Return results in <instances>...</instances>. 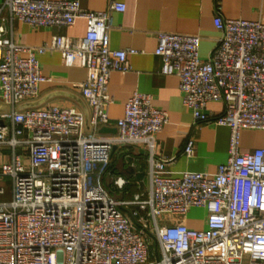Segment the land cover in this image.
Returning a JSON list of instances; mask_svg holds the SVG:
<instances>
[{
  "label": "built area",
  "instance_id": "obj_1",
  "mask_svg": "<svg viewBox=\"0 0 264 264\" xmlns=\"http://www.w3.org/2000/svg\"><path fill=\"white\" fill-rule=\"evenodd\" d=\"M124 8L116 0L104 10L83 9L77 0L0 3V180L10 177L8 198L0 185V264H264V148L240 151L242 130H264V23L222 18L217 3L213 24L221 35L206 57L198 53L197 35L156 34L160 73L178 78L193 123L229 129L227 158L213 173L171 176L170 158L155 152L168 116L150 94L133 92L116 132H97L110 125V75L128 71V56L136 53L109 45L111 13ZM4 10L31 28L70 27L81 18L85 33L17 43L4 35ZM53 50L66 66L86 70L73 86L89 107L87 122L74 108L24 105L49 80L37 54ZM211 101L222 103L221 114L206 112ZM117 145L146 150V194L125 197L130 180L122 175L109 184L122 192L120 199L104 187ZM182 151L193 155L192 138ZM191 208L204 209L205 228L185 224Z\"/></svg>",
  "mask_w": 264,
  "mask_h": 264
},
{
  "label": "crops",
  "instance_id": "obj_2",
  "mask_svg": "<svg viewBox=\"0 0 264 264\" xmlns=\"http://www.w3.org/2000/svg\"><path fill=\"white\" fill-rule=\"evenodd\" d=\"M77 1L79 6L86 10H104L109 3V0ZM116 1L122 2L125 8L123 11L111 13L110 48H132L136 53L128 56L130 64L128 71L112 72L110 75L107 85L108 94L111 96L108 128H115L114 123L122 116L124 104L133 92L150 94L153 105L166 111L168 116L167 123L155 138L156 154L170 158L165 165L166 173L171 176H178L184 171L213 173L227 158L229 129L213 122L193 123L191 112L182 103L178 78L175 75L160 73L161 58L154 54L156 34L172 32L197 35L200 37L198 53L200 57H206L221 35L213 24L217 3L220 5L219 12L222 18H241L264 23V0ZM1 14L4 18V35L21 44L40 45L49 42L55 34L82 37L85 33V21L81 18L70 27L31 28L16 19L10 20L5 10ZM37 59L42 75L49 80L40 83L37 96L24 105L74 108L87 122L89 107L79 89L73 86L74 83L85 79V68L66 66L61 52L57 50L37 54ZM0 109H4L1 104ZM222 111L221 102L211 101L206 104L207 113L216 116ZM84 130L88 133L91 128L86 124ZM97 132L99 135L106 134L101 133L100 129ZM188 138L194 140V152L191 157L185 156L182 151ZM254 148H264V130H242L240 151L245 152ZM121 159L123 165L133 169L127 177L115 168L116 161ZM108 173L110 179L122 175L130 180L125 197L128 198L136 192L146 194L149 187L146 150L138 146L117 145L111 154L106 174ZM188 212L182 218L188 227L205 228L204 217L191 218Z\"/></svg>",
  "mask_w": 264,
  "mask_h": 264
},
{
  "label": "rangeland",
  "instance_id": "obj_3",
  "mask_svg": "<svg viewBox=\"0 0 264 264\" xmlns=\"http://www.w3.org/2000/svg\"><path fill=\"white\" fill-rule=\"evenodd\" d=\"M118 171L121 170L123 172L129 173L131 171V168L129 166H125L123 165L120 161H116L115 163ZM104 187L106 188L107 192L114 198V199H120L122 197V192L120 191H112L109 186H106L104 181H103ZM0 185L3 186V188L6 191V195L4 196V198H8V194L10 192V177L6 176L3 177L0 180ZM205 214V211L203 209H195V208H191L188 212V215L191 218H203ZM152 242V241H151ZM150 251H151V256H149V259H154V244L152 242L151 246H150Z\"/></svg>",
  "mask_w": 264,
  "mask_h": 264
},
{
  "label": "water",
  "instance_id": "obj_4",
  "mask_svg": "<svg viewBox=\"0 0 264 264\" xmlns=\"http://www.w3.org/2000/svg\"><path fill=\"white\" fill-rule=\"evenodd\" d=\"M100 132L101 133H111V134H114L115 132H116V129L114 128V129H111V128H108V127H101L100 128ZM116 149V146H114L113 147V150H112V152L114 151ZM120 162L123 164V161H122V159L120 160ZM115 168H117L116 166H115ZM118 170V169H117ZM133 169L131 168V171H132ZM131 171L129 172V173H126V172H123V171H121V170H119L118 172L119 173H121V174H123V175H125L126 177L131 173ZM110 181H111V179H110V174L108 173V174H106V176H105V185L106 186H109V184H110ZM154 248H155V245H154Z\"/></svg>",
  "mask_w": 264,
  "mask_h": 264
}]
</instances>
